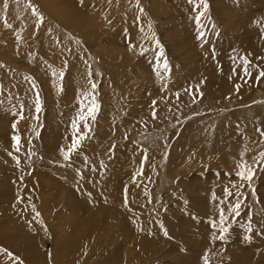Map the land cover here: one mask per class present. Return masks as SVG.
Wrapping results in <instances>:
<instances>
[{"label":"rangeland","instance_id":"374dc122","mask_svg":"<svg viewBox=\"0 0 264 264\" xmlns=\"http://www.w3.org/2000/svg\"><path fill=\"white\" fill-rule=\"evenodd\" d=\"M61 2L46 9L39 0H7V7L0 0V264H205V256L207 264H264V141L253 147L249 185L236 176L244 158L230 159L238 146L221 136L236 131L238 140L252 125L264 135V58L253 61L264 55V0H206V11L189 0ZM232 49L249 61V75L241 58L234 61L239 98L211 108L199 96L197 110L141 126L158 101L145 73L160 78L196 65L212 79ZM190 76L181 89L190 88ZM84 91L99 105L87 127L78 120L81 101L91 100ZM73 121L75 136L85 138L66 160ZM197 149L204 153H186ZM238 200L236 216L229 209ZM221 209L228 231L218 240L212 224H220ZM75 219L86 223L69 228L80 232L76 240L64 230ZM200 238L221 252L207 253Z\"/></svg>","mask_w":264,"mask_h":264},{"label":"bare ground","instance_id":"6f19581e","mask_svg":"<svg viewBox=\"0 0 264 264\" xmlns=\"http://www.w3.org/2000/svg\"><path fill=\"white\" fill-rule=\"evenodd\" d=\"M41 3H43V4H45L44 5V8L46 7V9L48 8V9H50L52 6H51V4H52V2L54 1V2H56V3H58V2H61L62 0H57V1H55V0H46V2H47V4H46V2H44V0H39ZM91 1V0H90ZM62 3V2H61ZM60 3V4H61ZM59 4V5H60ZM63 4V3H62ZM59 7V6H58ZM61 8V7H60ZM59 9V8H58ZM63 9V8H62ZM62 11H64V10H62ZM62 16H64L63 14H61ZM66 16V15H65ZM259 21V20H258ZM63 23V22H62ZM66 24V23H65ZM70 26H71V24H70ZM232 27H233V25H231ZM235 26H237V25H235ZM229 27H230V25H229ZM68 28V27H67ZM193 28V27H192ZM236 28V27H235ZM239 28V27H238ZM231 30V29H230ZM233 30H234V28H233ZM235 31V30H234ZM206 33V32H205ZM236 34V33H235ZM229 36H231V35H229ZM239 37H241V36H239ZM238 37V38H239ZM261 37V36H260ZM98 38V37H97ZM232 38H233V36H232ZM264 38V37H263ZM95 40V39H94ZM97 40V39H96ZM246 40V39H245ZM239 44V43H238ZM184 45V44H183ZM238 47H239V45H238ZM242 48V47H241ZM233 49H234V47H233ZM232 49V52L233 51H235V50H233ZM235 49H236V46H235ZM250 51V50H249ZM258 51V50H257ZM236 52V51H235ZM242 52V51H241ZM245 52V51H244ZM246 52H247V50H246ZM256 52V51H255ZM240 53V52H239ZM252 53V52H251ZM257 53V52H256ZM261 53V52H260ZM245 54V53H244ZM254 54V53H253ZM234 52L233 53H226V54H224V55H220V60H219V58H218V62L220 63V70H219V74L217 75V73H214V72H212V71H210V72H212L211 73V76H213V78L211 79L210 77H205V74L203 75V74H199L198 73V71H197V69H196V65H194V66H191V68H188L187 70H185L184 72H182L181 74L180 73H172V74H163V73H161V76L162 77H160V78H156L155 76V74L151 71V72H149V73H145V82H146V80L148 81L149 80V82L150 81H152L153 82V84H152V88H153V86L156 88H153L155 91H158L157 93V96L155 97V101H153V103L154 102H156L157 100V102H156V104L155 105H153L154 107H151V111H149V113H148V115L145 117V120L143 121V123L141 124V126L143 127H149V126H160V125H166L165 124V122L166 121H169L170 119H175V118H178V116H180V115H182L183 113L182 112H184V111H194V110H197V104H198V102L200 101L199 99V96H201L202 98H204V102L206 103V105H209V107H211V108H217V106H219V103H217V100H219V99H223V100H228L227 98H229V97H231V98H239L240 97V91L239 90H237L239 87V85L237 86L238 88L236 89V87L235 88H233V84L235 83V81L241 76L240 74V71L238 70V69H241L239 66L241 65V63H243V62H238L237 60H238V58H244V56L245 55H243V56H241V54H239L236 58H234ZM237 55V54H236ZM246 55H248L249 56V54H246ZM246 57V56H245ZM251 57V56H250ZM249 57V58H250ZM123 58V57H122ZM264 58V55L263 54H257L256 56H254V59H253V61H255V60H257V62L259 61V60H261V59H263ZM121 59V58H120ZM124 59H125V57H124ZM136 59V58H135ZM206 59V58H205ZM251 59V58H250ZM121 60H123V59H121ZM126 60V59H125ZM203 60V59H202ZM213 60H215V59H211L210 61H211V63H210V65H212L214 62H212ZM237 61L240 65L239 66H237V65H235V63H234V61ZM116 61V60H115ZM119 61V60H118ZM124 61V60H123ZM122 61V62H123ZM127 61V60H126ZM140 61V60H139ZM242 61H243V59H242ZM252 61V60H251ZM252 61V62H253ZM117 62V61H116ZM125 62V61H124ZM129 62V61H128ZM118 63V62H117ZM139 64V63H138ZM218 64V63H217ZM209 65V66H210ZM249 65V64H248ZM248 67V66H247ZM252 67V66H251ZM185 68H187V67H185ZM200 68V67H199ZM205 68H206V66H205ZM210 68V67H209ZM217 68V67H216ZM252 68H254V67H252ZM251 68V69H252ZM207 69V68H206ZM209 70V69H208ZM215 70V69H214ZM217 70V69H216ZM201 71V70H200ZM199 71V72H200ZM251 71H254V70H251ZM186 72V73H185ZM205 72V71H204ZM249 73V72H248ZM191 75L190 77H191V83H190V88H184V89H181L180 87H179V84H181L182 85V83H183V80H185L186 82H187V80L185 79V77H184V75ZM252 75V74H251ZM214 76H217V79H215L216 81L214 82ZM165 78V80H166V83H163V80H164V78ZM243 78V77H242ZM240 80H243V79H240ZM244 81V80H243ZM240 82V81H239ZM242 83V82H241ZM241 85V84H240ZM243 87V86H242ZM242 91L244 92V88H242ZM222 93H225L224 95L222 94ZM218 94H221V95H219L218 97L217 96H215V95H218ZM153 98V97H152ZM231 102V101H230ZM197 103V104H196ZM224 104V103H223ZM203 106V105H202ZM220 106H223V105H221L220 104ZM192 107V108H191ZM207 108H209L208 106H206ZM199 110H201V109H199ZM202 110H203V108H202ZM204 110H205V108H204ZM186 113V112H185ZM218 116V115H217ZM179 118H181V117H179ZM224 119V118H223ZM222 119V120H223ZM215 120V119H214ZM213 120V121H214ZM216 120H219V117H217L216 118ZM210 121V120H209ZM170 122H171V120H170ZM211 123V122H210ZM212 124H214V123H212ZM221 126V125H220ZM246 127H248V126H246ZM214 128V127H213ZM218 129H219V127H218ZM234 129V128H233ZM237 129V128H236ZM257 129V128H256ZM190 130V129H189ZM210 130H212V129H210ZM255 131H258V130H255V126L254 125H252V126H250L245 132H244V134H243V136H242V138H239L238 140H234L233 138H237V137H239V135L238 134H236L235 132L236 131H233L232 133H228V132H226V133H223L224 135H221L222 137H223V139L225 138L226 140H228L229 142H231V143H236V145L238 146V150H236V149H234V153L230 156V159H235V160H232L233 162H239L240 160H242L243 158V160H244V162H246V163H250V164H248V165H252V164H254V162H255V158H256V154H255V152H252V150H253V147L256 145V146H260V144L264 141V135H263V133H255ZM214 133V132H213ZM228 133V134H227ZM211 135V134H210ZM246 138H245V137ZM222 137H220V139L222 138ZM213 138V137H212ZM235 138V139H236ZM170 139V138H169ZM261 140V141H260ZM210 141V140H209ZM222 141V140H221ZM220 141V142H221ZM179 142H181V138H179V139H176V140H174V146H176V144L177 143H179ZM213 142H214V139H213ZM224 142H226V141H224ZM246 142V143H245ZM260 142V143H259ZM217 143H218V141H217ZM216 143V144H217ZM226 143H228V142H226ZM230 143V144H231ZM233 143V144H234ZM244 145H243V144ZM210 144H212V143H210ZM172 145V146H173ZM220 145V144H219ZM222 145H223V142H222ZM215 146V145H214ZM221 146V145H220ZM229 147V146H228ZM216 148L217 147H215V151H217L216 150ZM225 149V148H224ZM228 149H230V148H228ZM227 149V150H228ZM190 150V149H189ZM189 150H187V154H192L191 155V157L193 156V157H197V156H200V155H202V153H204L203 151H201V149H197V151L195 150V151H189ZM231 150V149H230ZM243 150H245V152H243ZM212 151V150H211ZM224 151V150H223ZM232 151V150H231ZM180 152V151H179ZM243 152V153H242ZM211 153V152H210ZM218 153V152H217ZM223 153V152H222ZM257 153V152H256ZM179 154V153H178ZM228 154V153H227ZM244 154H247L245 157H243V155ZM255 154V155H254ZM176 155V154H175ZM215 155V154H214ZM217 155V154H216ZM218 156V155H217ZM214 158H216V159H218L217 157H214ZM224 158H225V156H224ZM228 159V158H227ZM214 160V159H213ZM224 160H226V159H224ZM229 160V159H228ZM228 160H227V162H228ZM42 162H44V161H42ZM214 162V161H213ZM216 163H218V162H216ZM215 163V164H216ZM232 163V162H231ZM42 164H44V163H42ZM213 164V163H212ZM228 164H230V163H228ZM235 165H237L238 166V163L236 164L235 163ZM232 166H234V164L232 165ZM112 171V170H111ZM98 172V171H97ZM115 172V171H114ZM114 172H113V174H114ZM94 173H96V171L94 172ZM94 175V174H93ZM108 175H109V173H108ZM92 176V175H91ZM108 177V176H107ZM112 178V177H111ZM110 178V179H111ZM106 179V178H105ZM114 179H116V178H114ZM111 180H113V179H111ZM117 180V179H116ZM106 181V180H105ZM118 181V180H117ZM116 181V182H117ZM120 182V181H119ZM119 182H118V184H119ZM113 183V182H112ZM115 183V182H114ZM124 183V182H123ZM103 186H105V185H103ZM104 189V188H103ZM110 189V188H109ZM106 191V186H105V190H104V192ZM101 192H102V190H101ZM113 192V191H112ZM70 193V192H69ZM97 193V192H96ZM105 193H107V192H105ZM104 194V193H103ZM118 194V193H117ZM105 195V194H104ZM103 195V196H104ZM106 198V197H105ZM99 199V198H98ZM111 200V199H110ZM110 200H109V202H110ZM193 201V200H192ZM110 206V205H109ZM95 207V206H94ZM199 207V206H198ZM97 208V207H96ZM215 211V210H214ZM92 215V214H91ZM226 215V214H225ZM69 217V216H68ZM228 220V219H227ZM76 221H78V224L80 225V227L81 228H84L85 226H84V224H86V223H84V221L82 222L81 220H79V219H75V220H66L64 223H67V228H65L64 230H66V232L68 233L69 232V234H70V236L73 238V239H77L79 236H80V232H78V237L77 236H75L74 235V230L72 229V231H70V229L69 228H71V226L72 225H75L76 224ZM93 222V221H92ZM102 222V221H101ZM63 223V224H64ZM100 226V225H99ZM237 228V227H236ZM83 230V229H82ZM66 233V234H67ZM86 234V232L84 233V235ZM202 237H204V236H202ZM201 237V238H202ZM64 238V237H63ZM199 239V241L200 240H202V239ZM205 238H207V237H205ZM209 238V237H208ZM236 239V238H235ZM206 240V239H205ZM209 240V239H208ZM213 240V239H212ZM219 240V239H218ZM72 242V239H67L66 241H65V245H68V247H69V244ZM63 242H64V239H63ZM201 242V241H200ZM219 242V241H218ZM222 242H219L218 244H221ZM225 243H226V241H225ZM177 244V243H176ZM201 244V243H200ZM203 244H205L204 246H201V247H204V250L206 251V249L205 248H207L206 247V243L204 242V240H202V245ZM209 244H211V248H207V250L208 251H211L212 249L214 250L215 248L217 249V246H216V244H217V242L216 241H209ZM208 244V245H209ZM229 244V243H228ZM144 246V245H143ZM198 246V245H197ZM196 246V247H197ZM210 246V245H209ZM208 246V247H209ZM66 247V246H65ZM201 247H199L200 249H201ZM226 247H229V246H226ZM235 247V246H234ZM234 247H233V250H234ZM199 249V250H200ZM229 249H231L230 247H229ZM203 250V249H202ZM201 250V251H202ZM211 251L212 253L213 252H216V254L218 253V251H220V249L219 250H215V251ZM232 250V251H233ZM226 251V250H225ZM228 251V250H227ZM197 252V251H196ZM207 252V251H206ZM221 252V251H220ZM238 252V251H237ZM176 253V252H175ZM198 253V255H200L201 254V256H205L206 254H205V252L203 253V251L201 252V253H199V251L197 252ZM210 253V252H209ZM126 254V253H125ZM203 254H205V255H203ZM211 254V253H210ZM248 254V253H247ZM246 254V255H247ZM255 254V253H254ZM186 255H187V253H186ZM208 255V254H207ZM231 255H232V252H231ZM238 255H239V253H238ZM249 255V254H248ZM130 257L129 255H126V257ZM193 256V255H192ZM214 256V255H213ZM212 256V257H213ZM205 257H207V256H205ZM205 257H203V258H205ZM225 257H226V254L223 256L222 254H219L218 256H217V258L216 259H218V261H220V260H224L225 259ZM202 258V259H203ZM240 258H241V256H240ZM245 258V257H244ZM243 258V259H244ZM247 258V257H246ZM208 260L209 259H211V257H209V258H207ZM215 259V260H216ZM232 259V258H231ZM214 260V261H215ZM229 260V259H228ZM233 260V259H232ZM236 260V259H235ZM210 261V260H209ZM218 261H216V263H218ZM209 263V262H208ZM215 263V262H214ZM226 263V262H225ZM234 263V262H233ZM221 264V263H220ZM235 264V263H234Z\"/></svg>","mask_w":264,"mask_h":264},{"label":"snow or ice","instance_id":"6c2138e0","mask_svg":"<svg viewBox=\"0 0 264 264\" xmlns=\"http://www.w3.org/2000/svg\"><path fill=\"white\" fill-rule=\"evenodd\" d=\"M189 3L194 4L195 7H199L200 5H203L204 10L205 11L207 10V2H206V0H198V2H197V0H189ZM5 7H7V0H5ZM195 7H194V10H195ZM141 11H143V9H141ZM203 15H204V11H201L194 17L198 28L201 27L200 21H201V17ZM203 35H204L203 32H201L200 36L202 37ZM157 43H158V41H157ZM160 55H163L162 49H161ZM242 59H243V64H244L245 75H249V73L247 72V65H248L249 61H247L246 58H242ZM163 66H164L165 69H167V63L166 62L164 63ZM62 75L63 74L61 73V76ZM260 75L264 76V72H261ZM91 88L95 89L96 85L94 83H92L91 84ZM81 95L84 98V100H88L89 97H91V100H90V102L87 105L84 104L83 100L81 101V111L78 114V120L80 122H84V126L87 127V123H86L87 118L91 117L92 119H95V112L97 111L99 105L96 103L95 96L93 95V93L88 92V91H84V92L81 93ZM35 107H36V112L39 113L41 111V103H40L38 98H37ZM85 107H87V116L84 114V111H83ZM15 127H16V125L14 124L13 128L15 129ZM72 127L74 129L73 142H72V144L70 145V147L66 151L62 150V151H64V158L66 160L70 158L69 157V153L74 151L79 146L80 142L85 138V135L83 133L79 136V138H77L75 136V132L79 131V128H78V125H77L76 121H73ZM13 140L16 142L17 151H19L20 137L18 135L14 136ZM260 155H261V158L264 159V153H261ZM146 159H147V157L145 156V160ZM237 167H238L239 170L236 172V176L240 179L241 182H247L250 185L251 181L253 179V176H254L253 167L251 165H248L244 161H242ZM240 186L242 187L243 183ZM233 187H237V186L233 185ZM237 191H238V189H237ZM225 195L226 196H231L232 195L231 190H229L228 188H225ZM240 208H241V201L238 200L234 205H232L230 207L229 210L232 213H234L236 216H239L240 215ZM33 210L35 211V208H33ZM36 215L39 216L40 214L37 212ZM225 219H226V217L224 215V209H221L220 210V224L219 225H217L216 223L212 224V226L214 228L218 227L220 229L221 235L214 236L213 239H221V240L225 239V236L223 235V233H226L228 231L227 227L224 226ZM249 230H251V229H249ZM245 238L248 239V237H245ZM9 255H12V254L9 253ZM21 264H23L22 261H21ZM205 264H207L206 257H205Z\"/></svg>","mask_w":264,"mask_h":264}]
</instances>
